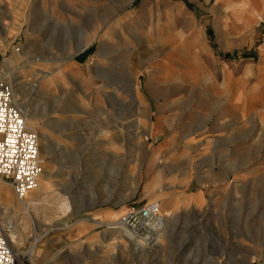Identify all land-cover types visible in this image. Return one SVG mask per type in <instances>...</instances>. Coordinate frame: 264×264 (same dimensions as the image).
<instances>
[{
    "label": "rangeland",
    "instance_id": "obj_1",
    "mask_svg": "<svg viewBox=\"0 0 264 264\" xmlns=\"http://www.w3.org/2000/svg\"><path fill=\"white\" fill-rule=\"evenodd\" d=\"M183 2L0 0L1 76L47 136L36 215L68 225L39 232L15 214L23 263L264 264V0ZM166 194L176 213L137 237L147 250L110 247L134 248L105 234L106 213Z\"/></svg>",
    "mask_w": 264,
    "mask_h": 264
},
{
    "label": "built area",
    "instance_id": "obj_2",
    "mask_svg": "<svg viewBox=\"0 0 264 264\" xmlns=\"http://www.w3.org/2000/svg\"><path fill=\"white\" fill-rule=\"evenodd\" d=\"M37 133L27 126L25 113L14 99V86L0 73V184L9 185L17 200L24 202L33 192L41 174L42 160ZM160 206L155 201L128 210L115 224L136 237L157 230ZM15 231L11 220L0 215V264H25L11 247L8 236Z\"/></svg>",
    "mask_w": 264,
    "mask_h": 264
},
{
    "label": "bare ground",
    "instance_id": "obj_3",
    "mask_svg": "<svg viewBox=\"0 0 264 264\" xmlns=\"http://www.w3.org/2000/svg\"><path fill=\"white\" fill-rule=\"evenodd\" d=\"M16 96L17 95H15V93H14L15 103L18 106V108H20L25 113L26 122L27 123H33L35 121V119H36V115L29 113L27 111V108H26L25 104L22 103L20 99H17ZM29 129L30 130H34V129H31V128H29ZM34 131L37 133V135L39 137V142H40L39 155H40V158H41V154L42 153H46L48 151V147H47L46 143L41 145L40 138L44 140V139H46L47 136H43L44 134L42 135L41 132H37L36 130H34ZM152 157H154V156L152 155ZM153 161H151V164H155V162H153ZM49 176H50V174H49L48 168L43 165L41 167V174L39 176L38 185H37L36 189L33 192H31L26 197V200L24 202H22V203L18 202L19 203L18 208H16L17 206L16 207L14 206L12 200L10 199L9 192H7L4 189V187L0 184V205L1 206L3 205V207H0V215H4L3 220L7 221V216L10 215L11 213H13L10 218H11V221L14 223L15 231L12 232L8 236V240H9V243H10V245L13 248L14 251H15L16 246L21 245V242L24 239L23 235H22V232H25L26 231L25 229L27 228L24 221H22L21 223L18 222V220L15 217V214H23L25 217L28 218L29 222L31 223L30 225H32L33 229L39 230V232L43 231L44 233H46V232H49V231H52V230H55V229H62V228H67L68 227L66 221H61V222H58V223L56 222V224L50 225V224L41 222L37 218L36 211L41 206V204L38 202V199L42 200L41 198L44 197L46 195L47 191H48V186H47L46 180L49 178ZM7 186H9V185H7ZM32 193H34V194H32ZM155 202L158 203L159 206H160L161 202L160 203L158 201H155ZM58 209L59 210L60 209L64 210L65 206L64 205L60 206ZM4 210H5V212H4ZM162 214L159 213V220L161 222H160V224L157 225V227H156L157 229L160 228V227H163L164 219L166 217H164V215H162ZM165 215H166V213H165ZM60 216L61 215H57L56 218H58V220H59ZM112 216H113L112 212L106 213V220H107L106 226L107 227H106V231L105 232L108 233L110 238H113L116 235V233L117 234L118 233L122 234L123 237H125L126 240L129 241L128 243L131 242V244L133 245L134 248L129 250L127 248L128 246L126 247L122 243L111 244L110 245L111 248L120 249V250H122L125 253H132V251H135L133 249H137L140 252H142V251L147 250L149 248V246H150L149 242H147V243L140 242L135 235L130 234L126 230H118V229H116L115 228V224H116V222L119 219L114 222V221L111 220ZM101 219H103V218H101ZM166 222H167V220H165V224H166ZM45 253L47 255L55 254L54 253V247L52 245L51 246L50 245L46 246ZM16 254H18V253L16 252ZM42 255H44V254L40 253V251H38V256H40L41 258L42 257L44 258V256H42Z\"/></svg>",
    "mask_w": 264,
    "mask_h": 264
},
{
    "label": "crops",
    "instance_id": "obj_4",
    "mask_svg": "<svg viewBox=\"0 0 264 264\" xmlns=\"http://www.w3.org/2000/svg\"><path fill=\"white\" fill-rule=\"evenodd\" d=\"M167 1L169 3H171V4H175L178 7H182V6L184 7L185 6V4L183 2L185 0H167ZM167 11H168V13H173L175 10L174 9H169ZM260 19H262V17ZM151 70H152V68H151ZM170 70H171V68L167 65V66H161L160 68H158V70H156L157 72L153 69L152 73H153V75H156V74L166 75V73L170 72ZM190 75H191V72L189 70V67L187 65H185V69H184L182 78L188 84H189V81H190ZM160 84L161 85H165L164 82H161ZM190 87H191V89L195 88V87H192L191 85H190ZM138 104H140V103H138ZM140 105L142 106L143 104L141 103ZM163 144H165V143H163ZM153 156L154 157L151 156V158H152L151 160L152 161L154 160L153 162H155L157 164L158 153L153 154ZM154 182L157 183L156 178L154 179L151 176V179H149V182H148V186L145 185V187H144L146 198H148L147 196H149L151 193H153L152 191L157 190V187H156L157 185H155ZM156 198H157V199H155L156 201H158L159 203L161 202L160 203V209H161V211L163 213L162 215H164V217H166L164 219L163 227L166 228L167 225L169 224V222L172 220V217L175 215L176 212H175L174 209L171 210V211H169V210L165 211L164 208H163V202L164 201L166 202L165 206H167V207L168 206L169 207L175 206V203H176L175 195H173V194H166L165 196H161V195L159 196L158 195ZM165 213H166V215H165ZM165 220H167L166 224H165ZM163 233H165V232L164 231L162 233L160 232L159 235H161ZM105 234L107 235L108 233H105ZM107 236L109 237V235H107Z\"/></svg>",
    "mask_w": 264,
    "mask_h": 264
}]
</instances>
